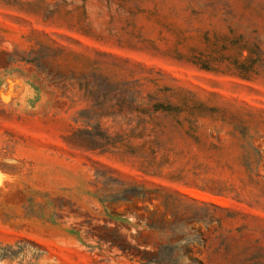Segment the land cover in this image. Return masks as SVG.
Returning <instances> with one entry per match:
<instances>
[{"label":"rangeland","instance_id":"374dc122","mask_svg":"<svg viewBox=\"0 0 264 264\" xmlns=\"http://www.w3.org/2000/svg\"><path fill=\"white\" fill-rule=\"evenodd\" d=\"M0 264H264V0H0Z\"/></svg>","mask_w":264,"mask_h":264},{"label":"bare ground","instance_id":"6f19581e","mask_svg":"<svg viewBox=\"0 0 264 264\" xmlns=\"http://www.w3.org/2000/svg\"><path fill=\"white\" fill-rule=\"evenodd\" d=\"M3 178V177H2Z\"/></svg>","mask_w":264,"mask_h":264}]
</instances>
